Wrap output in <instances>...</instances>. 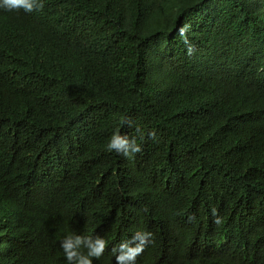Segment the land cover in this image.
I'll return each instance as SVG.
<instances>
[{
	"label": "trees",
	"instance_id": "1",
	"mask_svg": "<svg viewBox=\"0 0 264 264\" xmlns=\"http://www.w3.org/2000/svg\"><path fill=\"white\" fill-rule=\"evenodd\" d=\"M0 264H264V0H0Z\"/></svg>",
	"mask_w": 264,
	"mask_h": 264
}]
</instances>
